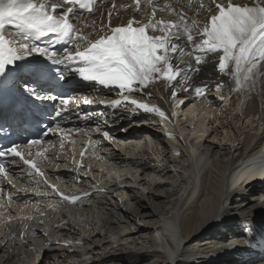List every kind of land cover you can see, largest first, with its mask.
<instances>
[{"label": "bare ground", "instance_id": "1", "mask_svg": "<svg viewBox=\"0 0 264 264\" xmlns=\"http://www.w3.org/2000/svg\"><path fill=\"white\" fill-rule=\"evenodd\" d=\"M48 1L42 0L44 3ZM216 3L227 5L228 0H216ZM232 3L254 6L260 0H232ZM217 11L213 0H153L151 4L140 0L139 7L133 0H121L113 7L99 5L91 15L83 19L74 17L71 22L81 33H91L93 40L99 35L111 34L113 27L126 26L130 20L136 27L147 24L150 19L172 22L164 33L159 31L162 27L159 25L155 31L149 28V34L168 36L175 33L180 36L179 42L185 43V51L189 52L192 47L186 44L184 25L194 34L197 30L202 33L203 26ZM177 13H183V21ZM175 23H181L178 31ZM157 54L164 53L159 50ZM195 55L205 57L207 62L196 65ZM219 55L223 52L205 56L197 50L193 56H186L185 60L193 68L201 70L198 73L189 71L183 86L177 85L179 76L177 81L168 82L159 73L153 74L157 78L146 87L134 84L136 90L132 92L122 91L115 85L96 83L90 86L86 92L92 98L109 100L129 93L163 107L174 105L179 110L202 105L213 109L208 117L215 121L208 129L207 121L203 120L205 117L200 119L196 113L188 114L184 121L190 124L187 126L189 131L185 127L183 132L197 134L199 138L195 139L196 144L191 142L192 139L190 142L186 140V145L180 143L179 151L175 146L167 147L155 126L146 127L151 125L153 118H138L121 110H85L71 105L73 114L82 113V118L75 119L72 125L75 128L91 130L105 119L108 125L121 121L125 126L133 122L125 126L126 130L140 126L142 129L130 133L117 132V145L114 146L98 139L102 148L96 154L116 165V171L106 169V175L100 180L108 193L93 194L80 206L79 214H70L71 218L64 215L63 208L48 211V207L53 206V199L36 196L43 193L44 187L24 173L16 175L20 183L19 192L3 185L14 196L16 204H25L26 209L44 208L50 219L52 232L49 238L53 242L41 234L39 226L37 231V226L30 223L1 225L0 264H245L242 263L243 257H248L249 251L256 247L263 256L257 259L251 255L248 261L264 264V181L253 182V178L248 177L249 181H243L236 187L230 188L227 184L230 173L238 167L241 159H254L264 151V67L259 68L254 83L249 81L237 88L232 75L219 72ZM66 63L51 66L52 74H56L55 66H59L67 78L79 75L76 69L82 66L81 62H73L69 66ZM180 67L187 65L181 64ZM232 67V62H229V69ZM217 84L222 86L217 88ZM195 87H205L206 91L197 95ZM173 91L176 92L175 97ZM225 92L232 93L233 102L237 99L241 102L239 114H232L233 109L224 114L219 108ZM84 118L88 119L86 124ZM194 120H198L200 128L194 126L192 129ZM188 143L192 144L190 149L198 154L196 164H192ZM53 163L55 167L51 169L64 167L56 157ZM258 163L262 172L264 157ZM250 171V167L245 169L246 173ZM51 176L71 181L79 178L74 173L62 172ZM250 181L252 183L248 184ZM116 182L118 186H114ZM39 220L47 221V218ZM145 220L151 221L144 229L140 224ZM126 223L133 229L123 232L120 228ZM161 229L164 230L163 243L154 238L156 231ZM66 239L81 247L56 244ZM142 240L143 243L140 242ZM149 258L153 260L147 261Z\"/></svg>", "mask_w": 264, "mask_h": 264}, {"label": "snow or ice", "instance_id": "2", "mask_svg": "<svg viewBox=\"0 0 264 264\" xmlns=\"http://www.w3.org/2000/svg\"><path fill=\"white\" fill-rule=\"evenodd\" d=\"M93 3L94 0H49L48 3L42 0H0V95L15 92L33 102L58 100L66 107L68 98H64L62 93L53 95L55 85L50 82L52 79H64L63 74L53 77L49 62L52 65L67 62L66 66H69L79 61L82 66L76 72L83 80L98 82L103 86L115 85L128 92L136 90L134 84L146 87L157 78L153 76L154 73L162 74L168 82L177 81L179 76L177 85L183 86L189 71L198 73L201 70L199 67L193 68L185 60L186 56H193L197 50L205 56L222 51L223 55H219L218 59V70L222 74L232 75L237 88L249 81L254 83L259 68L264 67V0L254 6L233 4L232 0H228L225 5L213 0L218 11L210 16L202 33L197 30L194 34L184 25L186 44L192 47L189 52L185 51V43L179 42L180 36L175 33L168 36L147 34V29L155 31L159 25H162L159 31L164 33L172 23L164 20L150 19L147 24L139 27H133V21L130 20L126 26L111 28V34L91 39V33H81L71 21L79 17L81 10L91 13ZM147 3H153V0H147ZM136 4L139 7L140 0H136ZM177 14L183 21V13ZM192 23L195 25V21ZM92 26L95 27V24ZM174 27L178 31L181 23H175ZM45 36L51 38L46 46L40 47L37 41ZM57 41H63L65 45L63 56L56 51ZM69 42L75 45L74 49L66 46ZM159 50L164 54L158 55ZM206 62L205 57L195 55L196 65ZM229 62L233 64L231 69ZM181 64L187 67L182 68ZM226 69H229L227 73ZM67 83V79H64V84ZM59 86L62 88L64 85ZM216 86L220 88L222 85ZM194 90L197 95H201L206 88L195 87ZM172 95L175 97L176 92L173 91ZM124 99L127 100V97ZM85 103L91 101L85 100ZM113 103L119 105L121 101ZM130 103L145 112L155 111L161 117L165 116L159 108L137 104L135 100ZM60 114L57 112V115ZM39 143L38 140L31 141V144ZM20 147L13 144L0 150V158L9 155L19 157L25 164L36 168V164L26 158L31 153L21 151ZM36 171L43 175L38 168ZM4 172L5 167L0 164V174ZM63 199L75 202L79 197L63 196Z\"/></svg>", "mask_w": 264, "mask_h": 264}, {"label": "rangeland", "instance_id": "3", "mask_svg": "<svg viewBox=\"0 0 264 264\" xmlns=\"http://www.w3.org/2000/svg\"><path fill=\"white\" fill-rule=\"evenodd\" d=\"M241 126V125H240ZM198 127L200 128L201 126L200 125H198ZM224 133H226V132H224ZM151 220H145L144 222H141V226L140 227H142V228H144L145 229V226L148 224V222H150ZM147 223V224H146ZM127 224V223H126ZM126 224H124L123 226H121V228H120V230H122L123 232L124 231H129L130 229H133V227L132 226H129L128 224L126 225ZM140 242H144L143 240L142 241H140ZM153 259L152 258H149V260H147V261H152ZM245 264H247V263H245ZM249 264V263H248Z\"/></svg>", "mask_w": 264, "mask_h": 264}]
</instances>
